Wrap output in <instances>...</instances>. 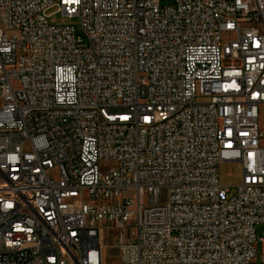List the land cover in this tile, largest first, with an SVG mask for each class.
Listing matches in <instances>:
<instances>
[{"label":"built area","instance_id":"obj_1","mask_svg":"<svg viewBox=\"0 0 264 264\" xmlns=\"http://www.w3.org/2000/svg\"><path fill=\"white\" fill-rule=\"evenodd\" d=\"M261 113L264 0H0V264H264Z\"/></svg>","mask_w":264,"mask_h":264},{"label":"rangeland","instance_id":"obj_2","mask_svg":"<svg viewBox=\"0 0 264 264\" xmlns=\"http://www.w3.org/2000/svg\"><path fill=\"white\" fill-rule=\"evenodd\" d=\"M162 6L173 5V0H160ZM56 9H52L48 12L51 15L48 20L50 24H60L69 25L76 29L77 32L80 30V20L78 17L67 18L62 15V13L56 12ZM260 125L264 130V113H261ZM221 182L224 185L231 186L228 196L231 198L235 195V186L240 182V171L238 167L234 164H223L219 169ZM256 261L260 262L263 257L264 243L260 239H264V224L256 226ZM107 231L101 234L100 244L102 246H107L105 250V264H119V258L117 252L114 249L109 248V246L114 245V239L108 237ZM107 236V237H105Z\"/></svg>","mask_w":264,"mask_h":264}]
</instances>
